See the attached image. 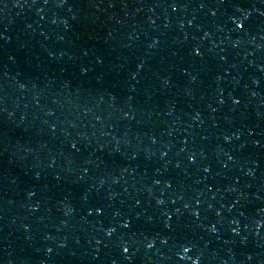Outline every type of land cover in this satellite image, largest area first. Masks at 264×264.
Here are the masks:
<instances>
[{
    "label": "water",
    "instance_id": "water-1",
    "mask_svg": "<svg viewBox=\"0 0 264 264\" xmlns=\"http://www.w3.org/2000/svg\"><path fill=\"white\" fill-rule=\"evenodd\" d=\"M194 262L264 264V0H0V264Z\"/></svg>",
    "mask_w": 264,
    "mask_h": 264
},
{
    "label": "snow or ice",
    "instance_id": "snow-or-ice-1",
    "mask_svg": "<svg viewBox=\"0 0 264 264\" xmlns=\"http://www.w3.org/2000/svg\"><path fill=\"white\" fill-rule=\"evenodd\" d=\"M173 10H175V8H173ZM213 15H215V13H213ZM232 23L235 24V26H236L237 29H242L243 26H244V25H243V22H241V23H237L236 20H233ZM194 52H195V55H197V56L201 55V53H200V51H199L198 49H195ZM221 59H223V57H221ZM193 79H195V77H193ZM232 102H233V104H237V103H239V101H238V100H235V99H234ZM220 103L222 104V103H223V100H220ZM228 139H229V137L226 136V137H225V140H228ZM188 159H189V160H193L194 157L189 156ZM229 159H231V157H229ZM204 171H205V172L208 171L207 167L204 168ZM28 194H29V196L34 195L33 192H29ZM158 203H163V201H158ZM173 203H175V201H173ZM96 212H97V214H100V213L102 212V209L97 208V209H96ZM66 214H67V213H66ZM217 215H219V213H217ZM165 226L167 227V225H165ZM122 227H124V228H128L129 225H128V223H124V224L122 225ZM212 230L214 231V230H215V227H213ZM114 231H115L114 228H108L106 235L111 236V235L113 234ZM166 242H167L166 240H162V241H161V243H166ZM60 246L63 247V244H61ZM147 247H148V248L153 247V243L149 242V243L147 244ZM181 247H183V251H184V252H188V251H189V249H188L187 247H184L183 245H181ZM128 250H129L128 247H126V246L123 247V252H124V253H128ZM49 251H51V249H49ZM184 258H185V257H184L183 255L180 256V259H184ZM125 259H128V257L125 256ZM194 264H195V262H194Z\"/></svg>",
    "mask_w": 264,
    "mask_h": 264
}]
</instances>
